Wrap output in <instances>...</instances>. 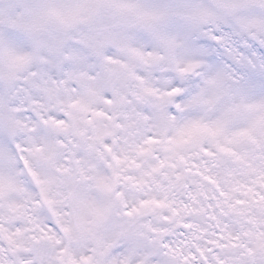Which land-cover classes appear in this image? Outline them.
Segmentation results:
<instances>
[{"label":"clouds","instance_id":"1","mask_svg":"<svg viewBox=\"0 0 264 264\" xmlns=\"http://www.w3.org/2000/svg\"><path fill=\"white\" fill-rule=\"evenodd\" d=\"M57 2L82 7L90 20L65 28L40 15L46 0H0V33L17 28L26 37L0 44V256L6 264L84 255L92 264H176L161 240L178 221L211 229L213 185L174 183L177 169L160 161L196 151L173 140L204 116L190 101L209 81L230 86L249 67L264 71V0H142L163 13L149 27L107 3L97 8L99 0ZM108 35L131 36L147 63L114 43L97 54ZM9 49L28 58L14 61ZM174 82L182 99L165 95ZM185 183L198 194L195 211L184 207ZM221 220L240 236L221 249L226 264H264V205Z\"/></svg>","mask_w":264,"mask_h":264},{"label":"snow or ice","instance_id":"2","mask_svg":"<svg viewBox=\"0 0 264 264\" xmlns=\"http://www.w3.org/2000/svg\"><path fill=\"white\" fill-rule=\"evenodd\" d=\"M105 3L116 9L121 16H134L140 27H149L153 20L163 15L151 9L142 0H99L96 7L100 8ZM82 13V7L66 9L57 0H46L40 15L46 21L68 28L90 20V17ZM209 39L220 43L222 37L211 34ZM25 42V35L17 28H9L0 33V44L16 46ZM106 43L122 46L126 52L147 63L144 53L132 46L131 36L122 38L106 36L103 40L97 41L94 49L97 54ZM8 55L14 61L28 58L17 56L10 49ZM194 67L195 65L190 64L179 71L187 72ZM208 84L209 88L201 89L190 101L203 110L204 116L181 128L177 138L173 140L174 144L192 142L196 151L179 152L177 159L171 162L160 161L161 167L177 169L174 183L186 181L189 177H199L213 185V194L208 200L211 229L198 228L193 231L194 225L191 222L178 221L177 230L171 236L164 235L161 240L164 252L166 254L171 252L177 257L176 264H210V261L212 264H226V260L219 253L221 249L235 246L240 236L232 233L221 217L231 213L244 215L264 205V71L249 67L240 73L236 82L230 86H225L222 78L209 81ZM144 92L152 93L154 89L145 87ZM181 93L182 88L174 82L165 95L179 100L182 99ZM138 99L143 97L140 96ZM111 102L109 99L108 103ZM176 107L179 108L180 105L177 104ZM140 151L144 152L145 149L141 148ZM24 163L27 164V161ZM157 170L159 169H154ZM29 171L35 178L36 174L31 172V169ZM40 183L41 181L36 179V184ZM225 185L229 186L230 192L225 190ZM100 187L109 190L107 184L102 183ZM184 188V195L188 197L184 200V207L195 211L193 205L198 202V194L192 192L188 183L184 184ZM203 195L206 196L207 193ZM172 211L175 213L176 209L173 207ZM41 231L49 230L43 228ZM157 231L169 232L166 228ZM31 254L29 252V255ZM100 255L104 253L101 252ZM92 260L91 255H84L79 259L70 257L67 264H92ZM0 264H6L3 256H0ZM251 264H255L254 259Z\"/></svg>","mask_w":264,"mask_h":264}]
</instances>
